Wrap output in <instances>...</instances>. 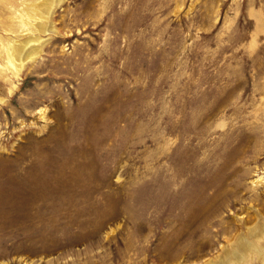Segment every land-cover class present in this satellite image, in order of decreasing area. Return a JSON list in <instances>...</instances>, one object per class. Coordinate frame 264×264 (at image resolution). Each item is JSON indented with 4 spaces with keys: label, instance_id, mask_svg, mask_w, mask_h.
<instances>
[{
    "label": "rangeland",
    "instance_id": "374dc122",
    "mask_svg": "<svg viewBox=\"0 0 264 264\" xmlns=\"http://www.w3.org/2000/svg\"><path fill=\"white\" fill-rule=\"evenodd\" d=\"M11 1L0 264H264V0Z\"/></svg>",
    "mask_w": 264,
    "mask_h": 264
},
{
    "label": "bare ground",
    "instance_id": "6f19581e",
    "mask_svg": "<svg viewBox=\"0 0 264 264\" xmlns=\"http://www.w3.org/2000/svg\"><path fill=\"white\" fill-rule=\"evenodd\" d=\"M8 2H12L11 0H7ZM29 1V0H28ZM31 1V0H30ZM35 1V0H34ZM63 0H46L42 5H40L39 7L38 6H35L33 8H30L29 4L27 3V5L29 6V10L26 11V13H21L20 16L22 17V23L24 25H30V24H33V20L37 19L38 17L39 18H42L40 19L41 22L39 23H35L39 29L41 31H46L47 29V23H48V20L50 18V14H51V10H52V7L53 6H56L57 4L61 3ZM30 3V2H29ZM37 3V2H36ZM117 5V3L115 4V6ZM26 6V5H25ZM32 6V5H31ZM25 9V8H24ZM54 10V9H53ZM25 11V10H24ZM25 15L27 16V18H24ZM52 15V14H51ZM16 16V15H15ZM19 16V17H20ZM20 17V18H21ZM45 19V20H43ZM39 20V19H38ZM47 20V21H46ZM52 22V21H51ZM22 24V25H23ZM53 24V23H52ZM35 25V27H36ZM29 28V27H28ZM57 29V28H56ZM54 30V29H53ZM234 30V29H233ZM25 31V30H24ZM23 31V32H24ZM38 31V30H37ZM51 32H52V29H51ZM57 32V30H56ZM41 33V32H40ZM59 34V33H58ZM35 42H38V43H35ZM40 43V39L39 37H29L27 38L26 40L20 42V43H17V44H8V45H4L6 46V50H5V53L7 54H10L8 55V59H7V62L5 63L6 66L5 68L6 69H10L12 68V71L15 73L16 76H19V70H21L24 66V63L25 61L29 60V59H34L36 58L37 55H39V53L41 52V46L39 45ZM263 50L262 49H259V51L261 52ZM257 53H259L257 51ZM256 53V54H257ZM262 59V58H261ZM247 61V59H246ZM248 63V62H247ZM246 65V63H245ZM244 65V66H245ZM14 69H16V71H14ZM1 74H5L7 75L8 73L7 72H4L2 70H0V75ZM249 75V74H248ZM248 80V79H247ZM186 103V102H185ZM185 105V104H184ZM187 107V106H186ZM186 114V113H185ZM243 126V125H242ZM245 126V124H244ZM236 127V126H235ZM246 127V126H245ZM232 128V127H231ZM234 128V127H233ZM232 130V129H231ZM254 130V129H253ZM233 132V130H232ZM234 133V132H233ZM239 133V132H238ZM234 137V136H232ZM239 137V136H238ZM237 137V138H238ZM241 141V140H239ZM257 141V140H255ZM235 142V140H234ZM233 142V143H234ZM217 145V143L215 144ZM233 145V144H232ZM224 146V145H223ZM218 162V161H217ZM219 195V194H218ZM240 243L242 245H245L246 248L244 249V251H246L248 253V251H253V250H256L257 248L255 247V244L253 242H249V241H246L244 239H240ZM254 254V253H253ZM258 254V253H257ZM244 256L241 252L239 251H235V252H232L231 251V257L234 258V259H242L241 257Z\"/></svg>",
    "mask_w": 264,
    "mask_h": 264
}]
</instances>
